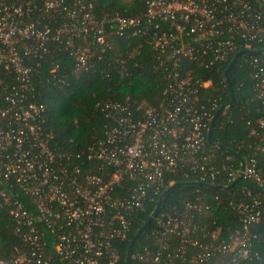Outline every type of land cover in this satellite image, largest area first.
<instances>
[{"label": "built area", "instance_id": "2783aa9c", "mask_svg": "<svg viewBox=\"0 0 264 264\" xmlns=\"http://www.w3.org/2000/svg\"><path fill=\"white\" fill-rule=\"evenodd\" d=\"M98 2L0 0V68L6 74L0 77V206L10 209L28 245L0 264H120L130 214L145 209L150 189L158 192L168 173L215 185L219 176L230 182L240 176L263 194L231 201L241 226L222 238L200 222L211 209L207 194L179 210L158 212L151 229L156 249L131 253L135 264L260 258L251 251L260 235L250 225L264 216V117L250 126L254 149L247 159L218 154V144L209 142L217 104L202 97L212 80L187 75L182 61L208 67L242 50L254 69L255 97L264 100V0H144L146 10L138 15L98 12ZM113 32L151 38L164 52L159 65L168 82L162 100L142 114L120 101L99 102L112 123L105 135L87 147L85 157L58 151L45 106L29 99L37 59L50 52L51 41H65L76 67L88 69L91 45H109Z\"/></svg>", "mask_w": 264, "mask_h": 264}, {"label": "trees", "instance_id": "16d2710c", "mask_svg": "<svg viewBox=\"0 0 264 264\" xmlns=\"http://www.w3.org/2000/svg\"><path fill=\"white\" fill-rule=\"evenodd\" d=\"M116 10L127 15H138L145 12L146 4L144 0H99L96 5L98 12ZM108 39L107 46L91 45L88 69L76 67V57L71 48H66L65 41H51L50 52L37 59L39 66L32 76L33 88L29 99L45 106V124L53 134L52 144L58 151L81 153L85 157L87 147L105 135L106 129L112 123L98 106L99 102L120 101L129 104L136 114H142L148 106L157 105L162 100L168 82L165 68L159 65L164 52L154 47L152 39L147 37L125 36L113 32ZM239 43V48H242L243 43ZM248 56L247 53H240L236 62L228 69L234 101L218 115L210 132L212 142L224 144L246 159L254 149V138L249 135L250 126L256 123L257 119L264 117V100L255 97L254 69L245 61ZM234 57L235 54L227 62L208 67L191 60L182 61L187 75L195 74L212 80V84L203 90L202 97L208 104L215 102L216 110L231 100L225 71ZM4 76L6 74L0 68V77ZM214 149L221 156L229 154L220 146ZM236 157L234 156V159L238 162ZM86 162V166L96 164ZM260 164L264 166L262 161ZM191 180L192 178L168 173L158 192L154 191V188L150 189V200L146 202L145 209L130 214L131 230L127 240L120 243V264H126L133 236L154 211L172 181L174 184L185 183L171 187L159 213L179 210L185 203L197 200L199 195L207 194L211 209L202 216L200 222L208 223L210 229H218L221 238L227 237L241 226L237 208L231 201H252L255 194L260 197L263 194L262 188L256 182L245 178L236 181L229 188L221 189L194 184ZM215 183L226 187L233 182L222 175ZM248 190H251L252 194H248ZM18 197L27 207L33 209L26 194L20 192ZM152 227L153 222L136 239L132 249L134 255L143 253L145 248L156 249ZM250 230L260 235L251 247L252 254L257 252L260 258L255 256L253 259H244L237 256L235 264H264V216L261 222L251 224ZM27 246L21 234L16 231V223L10 209L0 206V258L11 261L19 249L25 250ZM196 251L198 249L193 250ZM229 257H232V254ZM135 261L134 256L131 258V264H135Z\"/></svg>", "mask_w": 264, "mask_h": 264}, {"label": "water", "instance_id": "95a60500", "mask_svg": "<svg viewBox=\"0 0 264 264\" xmlns=\"http://www.w3.org/2000/svg\"><path fill=\"white\" fill-rule=\"evenodd\" d=\"M264 50V49H263ZM243 51H239L236 53L235 57L232 59V61L230 62L228 68L226 69L225 71V74L227 76V80H228V84H229V88L231 90V100L229 103L227 104H224L222 106H220V108L216 111L212 121H211V125H210V132H211V129L213 127V124L216 120V118L218 117V115L223 112L230 104L233 103L234 101V92H233V88H232V85H231V81L228 77V69L236 62L237 60V57L239 56L240 53H242ZM209 132V140H210V143H213L211 141V134ZM218 146H220L222 149H225L227 150L228 152L232 153V154H236V152L228 147H226L224 144H221L219 143ZM240 176L237 177L236 181L239 180ZM234 181L231 185L229 186H222V185H215V184H210V183H203V182H196V181H191L192 183L194 184H199V185H203L205 184L206 186L210 187V188H213V189H221V188H229L231 187L232 185H234V183L236 182ZM181 183H185V182H178V183H173L171 184L165 191L164 193L162 194L161 198L159 199V202L156 206V208L154 209V211L150 214V216L148 217V219L146 220V222L144 223V225L139 229L137 230L136 234L133 236L130 244H129V248H128V252H127V261H126V264H131V253H132V249H133V246H134V243L136 241V239L143 233V231L151 224L153 218L157 215V213L159 212L160 210V207H161V204L163 203L164 199L166 198L169 190L171 189L172 186L176 185V184H181Z\"/></svg>", "mask_w": 264, "mask_h": 264}]
</instances>
